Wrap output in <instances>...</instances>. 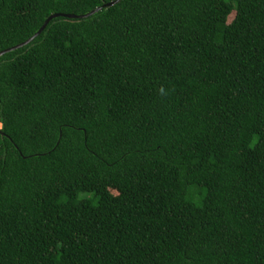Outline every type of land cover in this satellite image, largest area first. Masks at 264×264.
<instances>
[{
    "label": "trees",
    "instance_id": "obj_1",
    "mask_svg": "<svg viewBox=\"0 0 264 264\" xmlns=\"http://www.w3.org/2000/svg\"><path fill=\"white\" fill-rule=\"evenodd\" d=\"M111 1L0 0V264H264V0Z\"/></svg>",
    "mask_w": 264,
    "mask_h": 264
},
{
    "label": "water",
    "instance_id": "obj_2",
    "mask_svg": "<svg viewBox=\"0 0 264 264\" xmlns=\"http://www.w3.org/2000/svg\"><path fill=\"white\" fill-rule=\"evenodd\" d=\"M117 1H119V0L111 1V2H109V3L104 4L103 6H110V5L114 4V3L117 2ZM103 6L97 7L95 10L91 11L90 13H87V14H85V15H80V16H78V17H85V16H88V15L94 13L95 11L101 10ZM54 16H57V14H52V15H50V16L45 20L44 24L41 26V28L38 30V32H37L36 34H34L32 37H30L28 40H26V41H24V42H22V43H20V44H18V45H15V46H13V47H11V48H8V49H6V50H4V51H1V52H0V55L3 54L5 51L13 50V49H15V48H17V47H20V46H22V45L28 43L30 40H32V39L34 38V36H36L38 33H40V32L44 29V27L46 26V24L48 23V21H49L50 19H52ZM66 16H68V17H76V15H73V14L66 15ZM0 133H1V129H0Z\"/></svg>",
    "mask_w": 264,
    "mask_h": 264
}]
</instances>
